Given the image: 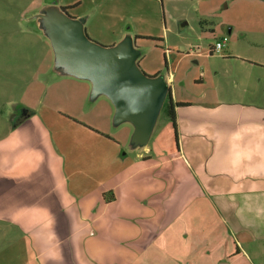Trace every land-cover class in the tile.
<instances>
[{
	"label": "crops",
	"instance_id": "obj_1",
	"mask_svg": "<svg viewBox=\"0 0 264 264\" xmlns=\"http://www.w3.org/2000/svg\"><path fill=\"white\" fill-rule=\"evenodd\" d=\"M241 33L244 49L203 55L228 63L208 92L165 76L182 104L166 159L131 148L127 123L118 140L142 150L119 163L96 127L116 126L114 107L86 80L66 111L24 107L0 136V264H264V29Z\"/></svg>",
	"mask_w": 264,
	"mask_h": 264
},
{
	"label": "rangeland",
	"instance_id": "obj_2",
	"mask_svg": "<svg viewBox=\"0 0 264 264\" xmlns=\"http://www.w3.org/2000/svg\"><path fill=\"white\" fill-rule=\"evenodd\" d=\"M51 5L67 8L70 16L82 19L87 37L103 46L131 36L140 52L137 63L141 71L148 76L173 74V85L181 79L187 84L189 81L183 92L194 95L216 86L213 72L225 64L228 67L218 55L203 56L223 38L219 36L226 37V48L244 49L241 32L248 30L251 41L257 40L252 31L264 29V23L257 22L264 16L262 0H0V136L18 118L21 108L30 107L39 113L66 111L67 100L81 93L82 81L54 69L49 39L38 18L41 10ZM200 72L209 85L191 84L200 78ZM106 100L99 96L93 104L100 111ZM90 105L84 112L90 111ZM106 124L96 127L103 137L121 143L114 145L119 163L124 153L131 159L142 150L130 149L128 142L118 140L121 132L131 129L129 124ZM148 147L154 161L166 159L176 150L172 121L164 112L157 118ZM118 171L123 169L116 164ZM155 172L158 170L147 171Z\"/></svg>",
	"mask_w": 264,
	"mask_h": 264
},
{
	"label": "water",
	"instance_id": "obj_3",
	"mask_svg": "<svg viewBox=\"0 0 264 264\" xmlns=\"http://www.w3.org/2000/svg\"><path fill=\"white\" fill-rule=\"evenodd\" d=\"M38 18L49 39L54 69L90 82L91 97L105 96L114 107L112 123L132 125L131 148L146 146L170 88L164 75L141 71L134 39L125 35L113 45L98 44L85 34L82 19L55 5L44 7ZM23 112L21 119L29 117L26 109Z\"/></svg>",
	"mask_w": 264,
	"mask_h": 264
},
{
	"label": "trees",
	"instance_id": "obj_4",
	"mask_svg": "<svg viewBox=\"0 0 264 264\" xmlns=\"http://www.w3.org/2000/svg\"><path fill=\"white\" fill-rule=\"evenodd\" d=\"M61 9L65 12H67V10H66L67 8L61 7ZM135 38H137V37H135ZM158 74L159 73H157L156 75H158ZM180 105H182V104L172 102L171 92H170L169 95L167 96V99L165 100L162 108H161V111H160V112H164L166 114V116H168L172 121L176 144H177V138H176L177 133H176V124H175V116H174V107H177Z\"/></svg>",
	"mask_w": 264,
	"mask_h": 264
},
{
	"label": "built area",
	"instance_id": "obj_5",
	"mask_svg": "<svg viewBox=\"0 0 264 264\" xmlns=\"http://www.w3.org/2000/svg\"><path fill=\"white\" fill-rule=\"evenodd\" d=\"M225 44H226V38L225 37L220 38L213 44V50L215 52H220L224 48Z\"/></svg>",
	"mask_w": 264,
	"mask_h": 264
},
{
	"label": "flooded vegetation",
	"instance_id": "obj_6",
	"mask_svg": "<svg viewBox=\"0 0 264 264\" xmlns=\"http://www.w3.org/2000/svg\"><path fill=\"white\" fill-rule=\"evenodd\" d=\"M23 109L21 108V110L19 111V116L18 117H22V115H23Z\"/></svg>",
	"mask_w": 264,
	"mask_h": 264
}]
</instances>
